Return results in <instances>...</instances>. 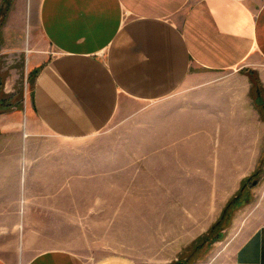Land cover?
Listing matches in <instances>:
<instances>
[{
    "label": "crops",
    "instance_id": "crops-1",
    "mask_svg": "<svg viewBox=\"0 0 264 264\" xmlns=\"http://www.w3.org/2000/svg\"><path fill=\"white\" fill-rule=\"evenodd\" d=\"M26 2L0 0V94L23 96L0 113V264H137L82 258L83 192L159 223L167 191L264 168V0H40L41 67ZM240 233L231 264H264V204Z\"/></svg>",
    "mask_w": 264,
    "mask_h": 264
},
{
    "label": "rangeland",
    "instance_id": "rangeland-1",
    "mask_svg": "<svg viewBox=\"0 0 264 264\" xmlns=\"http://www.w3.org/2000/svg\"><path fill=\"white\" fill-rule=\"evenodd\" d=\"M39 1L27 0L26 21L35 50L31 61L41 67L56 53L37 26ZM35 74L25 73L23 87L31 84ZM22 98L20 93L12 97L1 93L0 113L15 111ZM225 181L177 192L182 206L176 208L169 206L175 193L167 191V217L159 223L122 222V214L136 216L142 208L119 207L114 211L109 190L83 192L82 258L93 262L107 254L123 252L137 264H231L243 239L240 231L245 219L264 204V168L248 176L237 191L220 188ZM39 249L29 247L15 264H26Z\"/></svg>",
    "mask_w": 264,
    "mask_h": 264
}]
</instances>
